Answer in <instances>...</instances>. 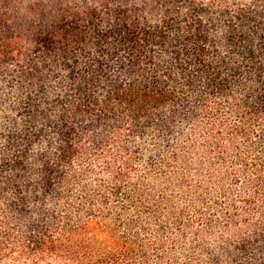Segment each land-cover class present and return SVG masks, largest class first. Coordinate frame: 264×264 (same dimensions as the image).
<instances>
[{
	"label": "trees",
	"instance_id": "trees-1",
	"mask_svg": "<svg viewBox=\"0 0 264 264\" xmlns=\"http://www.w3.org/2000/svg\"><path fill=\"white\" fill-rule=\"evenodd\" d=\"M0 264H264V0H0Z\"/></svg>",
	"mask_w": 264,
	"mask_h": 264
},
{
	"label": "rangeland",
	"instance_id": "rangeland-1",
	"mask_svg": "<svg viewBox=\"0 0 264 264\" xmlns=\"http://www.w3.org/2000/svg\"><path fill=\"white\" fill-rule=\"evenodd\" d=\"M180 119H178L179 121ZM221 121H225L226 125H230L233 123V118L228 113L220 112L219 114H214V117L208 121V125L202 129L203 136L207 138L206 142L216 143L217 147L220 146L221 150H224L226 152L227 156V164L223 166L222 173L226 175V173H230L232 169H234V165L231 167V160H233V156H236L239 152H241V149L243 147V141L241 138H237L233 134L231 130H229L226 127L220 128L218 126ZM179 125L178 133L181 136L178 138V143L180 140L186 141L189 140V132L195 129L196 126L190 125L191 123L188 120H181L177 122ZM161 135L155 130V133L150 131H147L144 135L143 139L134 141L131 140L130 144H126L128 148L126 150H132L135 152V156H133L129 163L135 168V169H142L143 166H145L146 163H153V160L155 161V164H158L161 160H167L171 152L175 150L173 148V145L177 142L175 140L172 141L170 144H166L165 142L161 141ZM173 138V137H172ZM201 140V138H200ZM171 142V141H170ZM134 143V144H132ZM205 143H202V146H204ZM112 150V148H110ZM202 149H199L197 146H195V149L193 150V156L196 160L194 164H197V160H201L198 155L201 153ZM150 152H154L155 155L151 156ZM124 160V159H123ZM114 160H97L94 161L93 164L100 167L104 162H111L113 163ZM117 164V163H116ZM118 165V164H117ZM171 167V166H170ZM98 168V167H97ZM102 171V170H99ZM166 171L164 167H155V172L158 175H161V177H164L166 174H163V172ZM171 171V170H170ZM103 175H106L107 173L102 172ZM224 175V176H225ZM221 186L226 188V185H229V181H222L220 184ZM215 196L217 193H215Z\"/></svg>",
	"mask_w": 264,
	"mask_h": 264
}]
</instances>
